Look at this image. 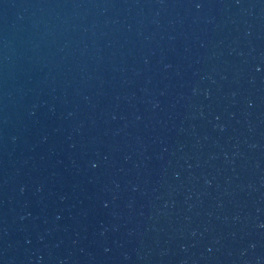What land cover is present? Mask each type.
Masks as SVG:
<instances>
[{
    "label": "water",
    "instance_id": "95a60500",
    "mask_svg": "<svg viewBox=\"0 0 264 264\" xmlns=\"http://www.w3.org/2000/svg\"><path fill=\"white\" fill-rule=\"evenodd\" d=\"M0 264H264V0H0Z\"/></svg>",
    "mask_w": 264,
    "mask_h": 264
}]
</instances>
